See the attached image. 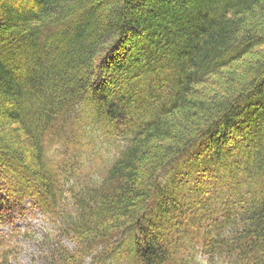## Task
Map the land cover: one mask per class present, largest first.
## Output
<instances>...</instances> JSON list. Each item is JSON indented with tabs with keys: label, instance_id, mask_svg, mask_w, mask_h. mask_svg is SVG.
Listing matches in <instances>:
<instances>
[{
	"label": "trees",
	"instance_id": "obj_1",
	"mask_svg": "<svg viewBox=\"0 0 264 264\" xmlns=\"http://www.w3.org/2000/svg\"><path fill=\"white\" fill-rule=\"evenodd\" d=\"M82 121L126 142L98 180ZM33 210L47 264H264V0H0V228Z\"/></svg>",
	"mask_w": 264,
	"mask_h": 264
},
{
	"label": "rangeland",
	"instance_id": "obj_2",
	"mask_svg": "<svg viewBox=\"0 0 264 264\" xmlns=\"http://www.w3.org/2000/svg\"><path fill=\"white\" fill-rule=\"evenodd\" d=\"M261 51L262 49L259 54H261ZM255 58H257V55L248 57L247 59H251L250 61H252ZM82 109L83 106L79 109V112ZM87 125H90L89 128H86ZM57 126L58 123L56 121L53 123V128L55 129ZM68 128L69 126L66 128V131H68ZM100 129L93 128L91 123L87 121L79 122V125L74 126L72 133L75 142L69 146V149L70 158L73 160L72 163L76 168L74 172L75 178H78L79 181L83 179L88 181L92 178L98 180L99 178L105 177L114 160L126 146L124 140L116 139L114 136H108L105 134V129ZM85 134L88 135V138L83 136ZM57 150L58 148L54 147L53 144L51 153H54L55 157L58 154ZM88 151L89 153H87ZM58 152L62 154L61 150ZM180 165L185 168L183 163H180ZM86 167L89 168L85 169ZM176 181L178 182L180 179H176ZM226 185L224 184V187H227ZM234 209L236 211L237 207L231 206L230 212ZM14 218L15 221L12 226L6 225L0 228V252L3 254L6 253L10 259V264H47L50 260L49 251L52 250V238L48 233H53L54 228L48 225L49 223L45 218L34 210L31 212H16ZM46 234L47 238L48 236L50 237L47 239V242L44 241ZM129 239V235H126L116 239L114 242L112 241V245L118 243V246H113L116 248L114 254L109 259L103 261L102 264H118L119 262L121 264H134L133 260H130L129 263L127 260L121 259V255L124 254L121 243H126ZM117 240L119 241L117 242ZM63 246L69 247L70 249L74 248L73 244L67 240L63 243ZM120 246L121 248H118ZM99 253H101V250ZM234 257L237 258V256ZM208 259L202 254L196 253V255L190 256L187 253L186 255H180L174 258V263L172 264H210ZM87 264H93V261L88 260ZM217 264L225 263L220 260L217 261Z\"/></svg>",
	"mask_w": 264,
	"mask_h": 264
}]
</instances>
